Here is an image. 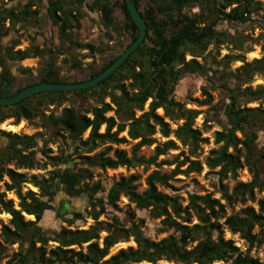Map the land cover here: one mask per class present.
<instances>
[{
	"label": "trees",
	"instance_id": "obj_1",
	"mask_svg": "<svg viewBox=\"0 0 264 264\" xmlns=\"http://www.w3.org/2000/svg\"><path fill=\"white\" fill-rule=\"evenodd\" d=\"M1 1L7 3L12 0ZM139 1H132L137 9ZM146 2L144 13L140 12L147 24L144 42L101 83L88 89L40 93L13 106L0 107V123L13 119L16 125L20 120L32 123L37 119L42 127H51L55 135L62 131L72 145L70 153L61 150L58 157H46L48 164L55 168L46 178L27 176L17 170L38 168L34 149L37 148L36 139L40 134L27 136L0 131L6 140L5 147L0 150V181L4 177L7 179L3 183L4 191L0 192V214L5 213L10 217L8 225L0 223V238L4 244L19 246V250L5 264H97L108 255L111 247L129 238H132L134 248L121 249L103 263L157 264L165 261L175 264H262L250 255V250L264 244V194L255 200V192L264 193V87L252 89L250 82L255 76L264 79V58L249 62L241 54L222 58L226 71L222 72L219 87L226 92L228 99L222 111L226 125L223 130L214 133V143L218 147L212 149L205 160L209 169L218 168L216 174L220 199L212 198L211 195L190 194L186 205L182 206L177 195L159 190V187L174 190L168 184L173 175H160L157 170L147 176L146 188L141 193L137 191V177L134 175L119 178L103 198L96 197L100 190L98 184L79 188L82 181L90 178L89 173L75 172L73 169L76 160L71 157L79 150L88 153L99 145H105L101 152L92 157H78L86 165L102 170L130 168L140 164L146 167L156 165L159 156L176 148L175 141L186 147L191 157H195L199 146L206 142L197 128L193 127V120L199 112L186 109L174 100L175 87L187 75H198L210 80L205 55L208 46L228 43L238 52L247 53L249 49L244 47V42L251 40L258 44L261 40L249 39L240 33L231 36L227 30H218L219 24L243 26L255 21L253 17L257 18L262 12L263 17H258L255 22L259 27L261 24L264 30V2L259 0ZM39 4H44L45 21L57 27L59 46L53 50L38 48L30 41L27 48L14 50L19 41L12 39L2 49L3 58L22 61L48 54L61 55L69 48L87 50L90 57L104 53L105 49L76 40L74 31L84 17L83 10L96 16L99 28H121L129 34L130 43L135 40L137 30L124 3L120 2L118 6L125 19L117 25L111 17L115 5L111 0H27L23 5L9 7L3 4L0 6V39L7 31L17 33L31 23L36 25V17L41 10ZM31 7L35 9L31 10ZM183 10H189L190 14L182 13ZM173 12L177 13L175 19ZM157 16L164 20H157ZM5 22H8L7 27ZM169 26L173 29L167 35L166 28ZM259 44L264 50V40ZM186 56L190 58L186 59ZM116 58L85 81L104 71ZM232 62H240L241 65L231 71L228 67ZM38 83L67 82L60 80L57 72L49 66ZM209 88L215 89L211 84ZM202 92L206 96L202 104H210L212 97L206 88ZM71 96L87 97L95 104L84 112L70 105L63 107L58 116L53 111L45 114L49 106L60 107ZM105 99L108 101L105 102ZM254 102H258L256 107H247ZM158 110L162 113L158 114ZM109 113L111 116L107 115ZM170 123L176 124V128L171 129ZM86 131L88 134L82 139ZM155 133L166 139L172 135L174 140L167 139L156 146L153 156L147 161L135 159L134 154L128 157L123 150L111 148L126 143L127 139L137 141L135 148L150 146ZM259 136H262L263 141H258ZM109 152L112 157L108 156ZM243 168L251 174L250 181L236 183L228 194L222 182L228 178L235 180L237 172ZM189 170L198 172L200 167L192 161ZM24 184H30L37 192H22ZM6 192H13L17 199L16 206L12 200L5 199ZM120 196L138 210H149L152 219L160 220L161 229L171 230L172 233L159 241H152L142 232L143 219L135 220L133 214H126L125 220L115 215L109 221H100V216L106 214L107 208L118 211L116 202ZM79 198L85 202L84 212L68 209L66 205ZM56 201L59 202L57 208L54 207ZM249 201L256 203V211L246 209L240 215L226 216L227 207ZM47 211H55L57 217L67 224L53 237H47L38 226ZM84 214L92 224L86 229H70ZM25 216L33 219H25ZM192 219L195 223H192ZM220 219L223 220L221 224L218 222ZM221 226L244 241L247 244L246 251L241 252L232 240L224 239ZM101 233H105L102 238L99 237ZM48 242H54L56 246L46 250Z\"/></svg>",
	"mask_w": 264,
	"mask_h": 264
},
{
	"label": "rangeland",
	"instance_id": "obj_2",
	"mask_svg": "<svg viewBox=\"0 0 264 264\" xmlns=\"http://www.w3.org/2000/svg\"><path fill=\"white\" fill-rule=\"evenodd\" d=\"M115 5L112 8L111 17L118 25V23L124 22V14L118 4L119 0H111ZM147 0H140L138 3V10L144 13L146 8ZM264 2V0H259ZM27 0H12L11 2L5 3V1L0 2L1 5L6 7L13 5H23ZM40 13L37 15L38 23L36 25L29 24L25 29L18 30L17 33L13 31H7V34L0 39V91L8 92L14 94L18 89L25 88L26 86L36 84L40 78L44 77L46 72L51 66L56 72L60 80L66 81L67 83H75L85 81L90 74L98 72L105 64L110 60L117 57L120 52L130 44V36L127 32L121 28L115 30H107L105 28H99L98 19L94 14H89L85 10L84 17L79 21V27L74 31L76 40L82 44H91L95 47L105 49L102 54H95L90 57L87 54V50L81 48H69L63 54H48L43 57L27 58L22 61L9 60L8 58H3L2 49L8 46L12 39H17L19 45L14 48V50H23L29 46V42L32 41L33 45L38 48H50L51 50L59 46L58 40V30L57 27L50 26L44 19L43 7L44 4H39ZM35 9L31 7V10ZM192 12L195 10L192 9ZM182 13L190 14L189 10H183ZM177 13L173 12L172 16L175 19ZM263 13H259L258 17H263ZM258 17H253L256 21ZM162 19V17L157 16V20ZM167 21V20H166ZM255 21L247 23L243 26L228 25L226 23H221L218 26V30H227L231 36H236L237 33L243 36L250 37L249 39H256L258 44L252 43L251 40L244 42V47L248 48L249 52L242 53L238 50L233 49L231 44H221L218 46L210 45L205 51L207 57L206 66L208 67V77L198 75H187L179 80L177 86L174 89L173 98L175 101L183 104L186 109H191L198 111L199 114L193 120V127L200 132L201 138L205 139L206 142L199 146L196 156L191 157L188 154V149L180 145L175 141L176 148L174 150L167 151L164 155L159 156L156 159V165H136L130 168L118 167L116 169H99L96 166H89L79 160L78 157H92L93 155L101 152L106 146L99 145L96 149L91 152L86 153L84 150H79L78 153L71 158L75 159L73 169L75 172L89 173L90 178L84 180L79 185L82 189L84 185L91 187L94 184H98L99 192H97L96 197H105L110 186L118 181L121 177H128L134 175L137 177L136 185L138 193L145 190V179L153 171H156L160 175H173V178L169 180L168 184L174 190H167L159 187L164 193L175 194L179 197V201L182 206L186 205L188 200V195H211L212 198L220 199V187L218 183L217 171L216 169H209L206 166V158L210 156L209 152L212 149H216L218 145L214 143V133L223 130L225 127V119L222 115L224 106L228 103L227 94L223 89H220V84L222 81V72L226 69L223 67V57L225 55L234 56L241 54L244 56L246 61H251L253 59L264 58V50L261 49L259 43L264 40V30L260 24ZM115 24V26H116ZM8 26V22H5V27ZM117 27V26H116ZM172 27L166 28V34H170ZM259 39V40H258ZM208 53V54H207ZM190 57L186 56V59ZM198 62L202 63L200 59ZM241 65L240 62H232L229 64L228 69L233 71L235 68ZM213 86L215 89L209 88V85ZM250 87L256 89L257 87H264V79L260 76H255L250 82ZM206 88L207 93L212 97V101L208 105H203L202 102L206 99L203 94L202 89ZM105 102L108 100L105 99ZM94 101L85 97H68L65 102L62 103L60 107L49 106L45 114L48 111H53L54 115L58 116L63 107H68L73 105L79 112H84L87 108L94 105ZM258 105V102L250 103L247 107L254 108ZM147 104H145V109ZM161 114V110L157 111ZM111 116V113L107 114ZM176 123V124H180ZM3 124H9L11 126L22 125L19 131L12 132L4 129ZM176 124L170 123V128L175 129ZM0 131L15 133L18 135H36L37 137V148L34 149L36 159L38 160V168L33 170H17V172L26 173L27 176L34 175L38 178H46L48 173L55 168L48 164L46 157H58L61 150H65L66 153H70L72 145L71 142L66 139V135L59 131L58 135H55L51 127H42L40 122L35 119L32 123L25 120H20L16 125L13 124V119H7L0 123ZM103 131V127L100 128V132ZM88 134L86 131L82 135V139H85ZM125 136V133L122 134ZM153 144L150 146H142L135 148L137 141H131L127 139L126 143L119 144L117 146H111L112 149L116 148L123 150L128 157L134 154L135 159L142 161H147L153 156L154 148L160 146L167 139L174 140L172 135L167 139L160 136L159 133L153 135ZM258 141H263L262 136H259ZM6 140L0 134V150L5 147ZM109 157H112V153H108ZM195 161L198 163L200 170L195 172L189 170L190 163ZM182 163V164H181ZM11 167V166H10ZM251 179V174L246 168H243L237 172V178L232 180L230 178L222 182L224 190L229 194L236 183H247ZM7 179L4 177L3 181H0V192L4 191L3 183ZM31 190L37 192V189L32 187L30 184H24L22 186V192ZM264 193L255 192V200L259 199ZM5 199L12 200L14 206L17 205V199L14 197L13 192H6L4 195ZM61 197V196H60ZM62 198V197H61ZM60 198V199H61ZM223 203V201H221ZM118 211H112L107 208L106 214L100 216V221H109L112 216H117L122 220H125L126 214H133L135 220L143 219L144 225L142 228L143 234L146 238L152 241H159L162 238L167 237L172 233L171 230L163 231L161 229L160 220L152 219L149 216V210H138L133 204H130L127 199L123 196L118 197L116 202ZM59 202L54 203V207L57 208ZM68 209H73L74 211L84 212L85 202L83 199H75L70 205H66ZM246 209L257 210L255 202H246L245 204H233L226 209V216L230 215H240ZM81 220L75 222V224L70 228L86 229L91 224L92 221L84 214ZM70 216H67L69 218ZM9 215L5 213L0 214V223L3 225H8ZM25 219L32 220V217L25 216ZM220 224L223 222L222 219L218 221ZM192 223L195 220L192 219ZM38 226L46 234L47 237H53L60 229L66 228L67 224L63 222L62 219L58 218L55 211H47L43 214L42 219L38 222ZM224 239L232 240L234 245L241 251L244 252L247 249V244L239 240L237 235L230 234L224 226H221ZM105 233H101L99 237L102 238ZM101 246V242H98ZM56 246L54 242H48L46 245V250L53 249ZM39 247V244H36ZM84 247V246H83ZM128 247L134 248L135 245L132 238L126 241H121L109 249L108 255L97 264H104L103 262L107 260L110 256L116 254L121 249H126ZM19 250L18 244L7 245L4 244L0 238V264H5L13 253ZM77 251V249H76ZM250 255L257 258L262 264H264V244L258 247H252L250 250ZM147 264V263H141ZM157 264H175L172 262L159 261ZM221 264V263H216Z\"/></svg>",
	"mask_w": 264,
	"mask_h": 264
},
{
	"label": "water",
	"instance_id": "obj_3",
	"mask_svg": "<svg viewBox=\"0 0 264 264\" xmlns=\"http://www.w3.org/2000/svg\"><path fill=\"white\" fill-rule=\"evenodd\" d=\"M133 0H120L125 5L127 14L134 24L137 34L135 40L124 48L117 56L115 61L107 67L104 71L96 75L95 77L88 79L87 81L75 82V83H38L30 85L20 90L9 97H0V107L13 106L23 100L30 99L33 96L40 93L47 92H69L81 89H88L101 83L104 79L115 72L122 63L128 58V56L136 50L145 40L147 34V24L137 9Z\"/></svg>",
	"mask_w": 264,
	"mask_h": 264
},
{
	"label": "bare ground",
	"instance_id": "obj_4",
	"mask_svg": "<svg viewBox=\"0 0 264 264\" xmlns=\"http://www.w3.org/2000/svg\"><path fill=\"white\" fill-rule=\"evenodd\" d=\"M2 127L8 131H12V132H17L20 130V128L22 127L21 124H19L18 126H11L9 124H3Z\"/></svg>",
	"mask_w": 264,
	"mask_h": 264
},
{
	"label": "flooded vegetation",
	"instance_id": "obj_5",
	"mask_svg": "<svg viewBox=\"0 0 264 264\" xmlns=\"http://www.w3.org/2000/svg\"><path fill=\"white\" fill-rule=\"evenodd\" d=\"M63 82H66V81H63ZM9 96H12V94L10 95V93L8 92L0 91V97H9Z\"/></svg>",
	"mask_w": 264,
	"mask_h": 264
}]
</instances>
